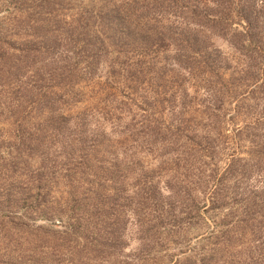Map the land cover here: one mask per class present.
Masks as SVG:
<instances>
[{
	"label": "rangeland",
	"instance_id": "obj_1",
	"mask_svg": "<svg viewBox=\"0 0 264 264\" xmlns=\"http://www.w3.org/2000/svg\"><path fill=\"white\" fill-rule=\"evenodd\" d=\"M0 264H264V0H0Z\"/></svg>",
	"mask_w": 264,
	"mask_h": 264
}]
</instances>
